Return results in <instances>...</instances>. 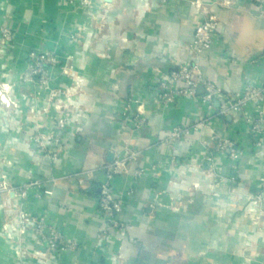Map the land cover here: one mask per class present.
Returning a JSON list of instances; mask_svg holds the SVG:
<instances>
[{"label": "crops", "instance_id": "1", "mask_svg": "<svg viewBox=\"0 0 264 264\" xmlns=\"http://www.w3.org/2000/svg\"><path fill=\"white\" fill-rule=\"evenodd\" d=\"M229 1L90 0L78 6L0 0V27L12 33L11 41H0V87L19 91L24 113L16 124L6 107L11 103L0 104V171L10 185L27 177L50 180L41 197L31 191L23 207L75 244L45 251L31 229L14 232L16 197L0 191V264H264V104L259 145L242 113L220 114L246 83L264 89V5ZM210 14L217 18L216 35L199 70L216 87L213 109L186 101L160 108L155 74L190 59L194 27ZM32 49L52 50L66 63V77L62 69L52 73V86L72 102L65 149L55 160L27 139L56 116L54 102L42 97L35 100L42 118L26 115L31 99L18 79ZM202 93L198 88V97ZM132 100L146 117L137 130L122 115ZM203 118L204 125L174 146L166 143L171 126ZM225 137L240 150L235 161L216 148ZM125 151L137 155L113 179L124 205V233L110 230L100 242L96 193L105 164Z\"/></svg>", "mask_w": 264, "mask_h": 264}, {"label": "built area", "instance_id": "2", "mask_svg": "<svg viewBox=\"0 0 264 264\" xmlns=\"http://www.w3.org/2000/svg\"><path fill=\"white\" fill-rule=\"evenodd\" d=\"M260 5H264V0H253ZM70 5L85 6L89 4L88 0H67ZM216 3L228 6L229 0H215ZM197 3V1H195ZM217 28V18L215 15H208L201 23L194 27L193 37L189 45L190 59L167 72L158 71L155 75V85L153 90L154 99L162 109H168L180 102H189L190 104L200 102L206 106L208 111L213 109L214 100L217 96V90L211 80L202 77L199 70V63L202 55L208 51L214 41ZM73 40L78 37L75 33ZM12 33L7 27H0V41L5 44L11 41ZM57 56L49 52H30L26 55L27 67L22 80L34 84V86L49 89V80L52 78L54 66L58 63ZM67 74L66 71H63ZM202 88V95L198 97L197 90ZM51 88V87H50ZM67 92V91H66ZM62 95V94H61ZM54 90L49 91L48 103L56 112L52 123L48 126L38 124L36 133L29 137V142L34 149L52 160L57 159L65 149V136L68 128L69 116L72 111L70 95L64 94L63 97ZM6 103H8L6 101ZM264 104V89L257 88L249 83L243 86L242 93L235 99H226L220 110V114L227 115L231 112L242 113L249 134L255 145H259V135L262 129V113ZM122 115L128 119L132 130H137L145 125L146 117L142 106L138 101L127 102L122 111ZM36 119L42 118L39 110L34 116ZM206 119H200L191 126L173 125L169 128L166 143L170 147L174 143L186 137L192 130L204 125ZM216 148L218 151L225 152L228 158L235 161L240 150L228 138H218ZM137 153L125 151L123 154H117L109 163L104 166V179L98 187V208L103 220V228L100 233V242L107 240L108 232L116 230L124 233L125 223L121 220L124 209L122 200L115 194L113 188V179L126 171V165L136 157ZM139 174V172H135ZM50 180H41L34 177H27L14 185L3 183L0 190L9 191L17 198L19 206L16 220L10 227L14 232L23 234L25 229H31L37 242L44 246L45 251H68L75 247L74 243L65 242L61 233L50 226L43 215H34L23 207V201L31 191L36 190V196L41 197L42 190L50 183ZM8 227V226H7ZM9 228V227H8ZM7 228V229H8ZM44 254V251L38 252Z\"/></svg>", "mask_w": 264, "mask_h": 264}, {"label": "rangeland", "instance_id": "3", "mask_svg": "<svg viewBox=\"0 0 264 264\" xmlns=\"http://www.w3.org/2000/svg\"><path fill=\"white\" fill-rule=\"evenodd\" d=\"M88 1H90V0H88ZM9 29V28H8ZM75 33H77L78 34V36H79V32L78 31H75L74 33H72V40H73V37H75L74 35H75ZM78 38V37H77ZM77 38H75V40H73V41H76L77 40ZM6 44V43H5ZM49 52V53H52V54H54L55 55V53L52 51V50H40V49H32V50H29L28 51V53H30V52ZM27 53V54H28ZM57 61H58V63L54 66V68H55V70H59L60 71V69H62V72L60 71L59 72V75L60 76H63V77H66V75L67 74H64L63 73V71L65 70L66 71V69L65 68H63L62 66H64V65H66V63H64L63 61H61V59L60 58H57ZM66 62V61H65ZM27 64H28V62H27V59H26V66L25 67H27ZM26 69V68H25ZM54 70V71H55ZM26 70H24L22 73H21V75L19 76V79H18V82L20 83V87H22L23 89H26V93H28V95H29V98L32 100H30V102H29V104H30V106L28 107V110H27V116H35V114L37 113V110H38V106H37V104H36V102H35V100H38L37 98H40V97H42L45 101H48V95H49V91L50 90H54V91H56V92H58V94L59 95H63V93L64 94H67V92L66 91H62V90H60V89H57V88H54L53 86H52V78H51V80H49V89L47 90H45V89H43V87H40V86H34V84H30L28 81L27 82H25L24 80H22V77H24V72H25ZM19 87V86H18ZM51 87V88H50ZM19 94V91L17 90V94L15 95L14 93H11L10 94V90H6L5 91V89H2L1 87H0V104L1 105H3V106H5V105H8V104H10L11 103V105H8V106H6V107H10V112L13 114V115H15V118H14V120H15V123L16 124H19V122H20V120L23 118L22 116H23V111H22V109H21V104H20V100H19V98L20 99H23L22 98V96H20V95H18ZM69 94V93H68ZM60 96V97H63V96ZM20 96V97H19ZM6 101L8 102V103H6ZM10 101V102H9ZM1 107V106H0ZM8 109V108H7ZM36 131H37V129H35L34 130V132L30 135V136H32V135H34L35 133H36ZM29 136V137H30ZM29 137L27 138L28 139V142H29ZM34 149V148H33ZM3 183H8V180H7V177H6V175H4L1 171H0V186H2L3 185ZM16 183V182H15ZM1 192H4V190H0ZM6 192V191H5ZM16 197V196H15ZM16 200H17V198H16ZM16 205H18L17 204V202H16ZM17 212H18V210L16 211V213H15V215L12 217L13 219H12V224L14 223V221L16 220V216H17Z\"/></svg>", "mask_w": 264, "mask_h": 264}, {"label": "trees", "instance_id": "4", "mask_svg": "<svg viewBox=\"0 0 264 264\" xmlns=\"http://www.w3.org/2000/svg\"><path fill=\"white\" fill-rule=\"evenodd\" d=\"M170 70H171V69H170ZM98 195H99V193H98V191H97L96 196L98 197Z\"/></svg>", "mask_w": 264, "mask_h": 264}, {"label": "water", "instance_id": "5", "mask_svg": "<svg viewBox=\"0 0 264 264\" xmlns=\"http://www.w3.org/2000/svg\"><path fill=\"white\" fill-rule=\"evenodd\" d=\"M111 160H112V158L109 161H111Z\"/></svg>", "mask_w": 264, "mask_h": 264}]
</instances>
